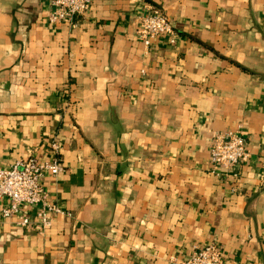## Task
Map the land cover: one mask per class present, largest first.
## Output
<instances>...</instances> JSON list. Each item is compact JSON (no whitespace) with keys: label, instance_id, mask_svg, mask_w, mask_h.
<instances>
[{"label":"crops","instance_id":"obj_1","mask_svg":"<svg viewBox=\"0 0 264 264\" xmlns=\"http://www.w3.org/2000/svg\"><path fill=\"white\" fill-rule=\"evenodd\" d=\"M147 5L173 43L138 40ZM50 9L0 0V167L61 160L42 185L68 215L41 233L0 198V264H181L210 241L264 264V0H93L72 25ZM226 130L248 149L236 170L210 163Z\"/></svg>","mask_w":264,"mask_h":264},{"label":"built area","instance_id":"obj_2","mask_svg":"<svg viewBox=\"0 0 264 264\" xmlns=\"http://www.w3.org/2000/svg\"><path fill=\"white\" fill-rule=\"evenodd\" d=\"M93 0H51V9L47 13L50 24L66 22L74 24L79 17L89 11ZM135 34L141 44L149 48L154 39L167 35L170 43L174 42V26L169 17L160 8L145 6L139 16ZM55 147V146H54ZM56 148V147H55ZM210 163L224 170H236L248 161V149L245 138L240 130L213 132L210 142ZM61 160H38L28 157L0 167V198L9 200L10 206L2 211L4 217H10L18 211L21 204L35 206V223L41 233L51 227V217L54 214L68 215L55 203L50 202L42 185L46 173L57 176L63 172ZM29 220L24 218L19 223L25 225ZM224 254L216 242L210 241L201 245L194 244L187 259L181 264H223Z\"/></svg>","mask_w":264,"mask_h":264}]
</instances>
